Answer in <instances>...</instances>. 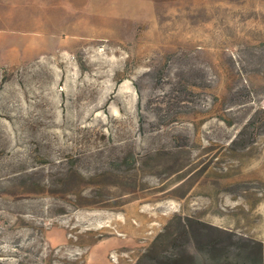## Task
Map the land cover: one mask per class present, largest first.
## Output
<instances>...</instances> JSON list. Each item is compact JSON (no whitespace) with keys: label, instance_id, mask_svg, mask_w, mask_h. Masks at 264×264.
<instances>
[{"label":"rangeland","instance_id":"rangeland-1","mask_svg":"<svg viewBox=\"0 0 264 264\" xmlns=\"http://www.w3.org/2000/svg\"><path fill=\"white\" fill-rule=\"evenodd\" d=\"M0 19L49 40L0 67V264L264 247V0H0Z\"/></svg>","mask_w":264,"mask_h":264},{"label":"trees","instance_id":"trees-1","mask_svg":"<svg viewBox=\"0 0 264 264\" xmlns=\"http://www.w3.org/2000/svg\"><path fill=\"white\" fill-rule=\"evenodd\" d=\"M8 77H3L1 84L7 82ZM2 86V85H1ZM182 239L188 241L189 233L184 232ZM204 240V239H203ZM230 243L219 246L217 243L205 242L207 248L201 254L214 264H264V247L261 242L251 239H230ZM220 257V259H219ZM186 249H178L177 253L162 258L163 264H191ZM164 260V261H163ZM207 259L205 260L208 261ZM193 264H203L200 259H195Z\"/></svg>","mask_w":264,"mask_h":264},{"label":"crops","instance_id":"crops-1","mask_svg":"<svg viewBox=\"0 0 264 264\" xmlns=\"http://www.w3.org/2000/svg\"><path fill=\"white\" fill-rule=\"evenodd\" d=\"M4 5L5 2L1 4V8ZM43 37L44 35L35 36L32 30L30 31L29 29H17L8 26L6 31L0 33V67L30 62L38 56L40 51L48 46V37L47 39ZM4 55H6V58L3 57Z\"/></svg>","mask_w":264,"mask_h":264}]
</instances>
